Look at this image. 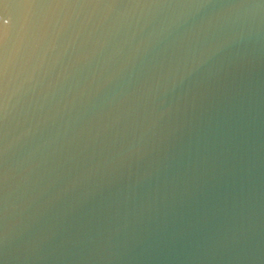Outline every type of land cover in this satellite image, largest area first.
I'll use <instances>...</instances> for the list:
<instances>
[{
    "label": "water",
    "instance_id": "95a60500",
    "mask_svg": "<svg viewBox=\"0 0 264 264\" xmlns=\"http://www.w3.org/2000/svg\"><path fill=\"white\" fill-rule=\"evenodd\" d=\"M0 264H264V0H0Z\"/></svg>",
    "mask_w": 264,
    "mask_h": 264
}]
</instances>
